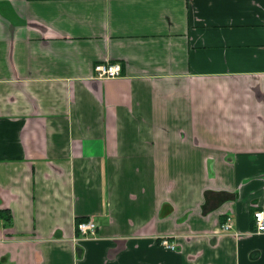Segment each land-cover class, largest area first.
<instances>
[{
    "label": "crops",
    "instance_id": "0c3cea01",
    "mask_svg": "<svg viewBox=\"0 0 264 264\" xmlns=\"http://www.w3.org/2000/svg\"><path fill=\"white\" fill-rule=\"evenodd\" d=\"M261 210L264 0H0V264H264Z\"/></svg>",
    "mask_w": 264,
    "mask_h": 264
},
{
    "label": "built area",
    "instance_id": "2783aa9c",
    "mask_svg": "<svg viewBox=\"0 0 264 264\" xmlns=\"http://www.w3.org/2000/svg\"><path fill=\"white\" fill-rule=\"evenodd\" d=\"M94 74L98 79H115L121 76L122 68L119 64H96L94 66ZM254 230L251 234H263L264 233V212L256 211L253 213ZM233 223L230 217H226L222 224V231L230 232L232 230ZM76 230L79 232L80 237L87 240H95L97 238V224L92 218L79 221L76 224ZM160 245L168 250L174 251L175 245L170 243L166 238L160 240Z\"/></svg>",
    "mask_w": 264,
    "mask_h": 264
},
{
    "label": "trees",
    "instance_id": "16d2710c",
    "mask_svg": "<svg viewBox=\"0 0 264 264\" xmlns=\"http://www.w3.org/2000/svg\"><path fill=\"white\" fill-rule=\"evenodd\" d=\"M0 219H3V221L5 222V225H9L10 217L8 214L5 213V215H3V212H0Z\"/></svg>",
    "mask_w": 264,
    "mask_h": 264
}]
</instances>
